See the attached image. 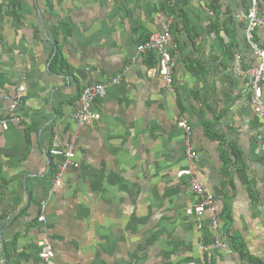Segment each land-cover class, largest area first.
<instances>
[{
	"label": "crops",
	"instance_id": "1",
	"mask_svg": "<svg viewBox=\"0 0 264 264\" xmlns=\"http://www.w3.org/2000/svg\"><path fill=\"white\" fill-rule=\"evenodd\" d=\"M20 1L18 17L0 10L1 119L26 86L22 126L0 129V264H44L46 234L55 264H264V122L243 103L241 75L260 62L246 37L250 0ZM167 30L174 91L159 53L140 51ZM255 40L264 47V31ZM118 76L94 105L99 122L80 129L83 91ZM183 118L217 230L211 212L189 214L199 199L178 178ZM76 132L78 166L55 187L47 151ZM218 238L235 254L202 251Z\"/></svg>",
	"mask_w": 264,
	"mask_h": 264
},
{
	"label": "built area",
	"instance_id": "2",
	"mask_svg": "<svg viewBox=\"0 0 264 264\" xmlns=\"http://www.w3.org/2000/svg\"><path fill=\"white\" fill-rule=\"evenodd\" d=\"M177 2L178 0H173ZM245 20L247 22L246 37L256 54L260 58L259 64L241 75L245 79V86L243 95H251L250 101H243L244 104H250L254 112L264 122V47H261L255 40L257 30L264 31V0H250V8L248 9ZM172 34L169 30L161 34H155L144 43L140 51L142 53L158 52L160 55L159 74L166 83L170 91H174V67L173 58L170 54V44L172 42ZM122 76L116 77L106 85H98L87 87L80 99L81 109L74 116L78 127L81 129L92 126L99 122L100 115L94 112V105L99 100H104L109 89L118 86L121 83ZM26 93V86L23 85L18 90L14 99L8 117L0 118V129L10 131L14 126H22L23 120L20 117V112L23 108L24 97ZM179 128L184 132L185 136V156L188 162V167L178 172L179 179H186L192 189V192L199 199L196 206L189 210V214L196 215L201 219L206 212L212 213L213 228H219L220 208L216 204L215 197L209 194L200 180L194 173V168L199 160V153L196 151L192 137V127L187 119H181L178 124ZM80 134L74 133L67 142L54 141L47 151V155L51 157L56 163V171L54 174V186L60 187L64 183V174L69 167H77L76 150L79 142ZM259 140L264 150V132L259 136ZM39 223H47V204L41 203ZM40 248L39 258L44 264H55V248L53 241L48 234H46L38 243ZM202 251L209 252L212 250H226L231 255L235 254L234 248L231 244L221 238H218L213 244L202 243Z\"/></svg>",
	"mask_w": 264,
	"mask_h": 264
},
{
	"label": "trees",
	"instance_id": "3",
	"mask_svg": "<svg viewBox=\"0 0 264 264\" xmlns=\"http://www.w3.org/2000/svg\"><path fill=\"white\" fill-rule=\"evenodd\" d=\"M20 9H21V1L20 0H14L10 5L0 4V10L2 12H7L8 11V13L13 14L15 17H18ZM56 168H57V166L55 164L53 170L56 171ZM226 236H228V235H226ZM229 243H230V241H229Z\"/></svg>",
	"mask_w": 264,
	"mask_h": 264
}]
</instances>
